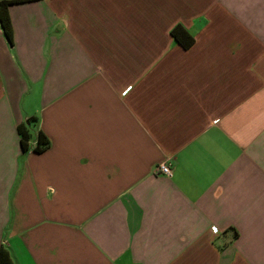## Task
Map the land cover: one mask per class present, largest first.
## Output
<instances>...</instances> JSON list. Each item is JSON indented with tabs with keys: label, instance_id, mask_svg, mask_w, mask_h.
<instances>
[{
	"label": "crops",
	"instance_id": "1",
	"mask_svg": "<svg viewBox=\"0 0 264 264\" xmlns=\"http://www.w3.org/2000/svg\"><path fill=\"white\" fill-rule=\"evenodd\" d=\"M9 13L0 247L14 264H264V0ZM31 116L51 140L40 154L20 144Z\"/></svg>",
	"mask_w": 264,
	"mask_h": 264
},
{
	"label": "trees",
	"instance_id": "2",
	"mask_svg": "<svg viewBox=\"0 0 264 264\" xmlns=\"http://www.w3.org/2000/svg\"><path fill=\"white\" fill-rule=\"evenodd\" d=\"M28 1L34 0H0V26L10 44L13 43V29L9 13L10 5ZM171 35L184 49H188L194 43V37L182 25L175 26L171 31ZM17 131L24 153L31 149L33 152L40 154L51 146V140L40 128L39 119L36 116L27 118L26 124H20ZM235 233L237 234V232ZM0 264H14L9 251L3 245L0 247Z\"/></svg>",
	"mask_w": 264,
	"mask_h": 264
},
{
	"label": "built area",
	"instance_id": "3",
	"mask_svg": "<svg viewBox=\"0 0 264 264\" xmlns=\"http://www.w3.org/2000/svg\"><path fill=\"white\" fill-rule=\"evenodd\" d=\"M155 172L159 174H164L171 176L172 175V170L170 166L167 163H159L155 166Z\"/></svg>",
	"mask_w": 264,
	"mask_h": 264
}]
</instances>
